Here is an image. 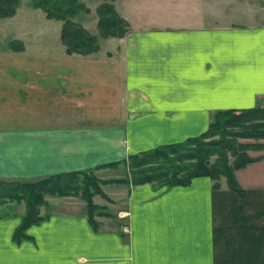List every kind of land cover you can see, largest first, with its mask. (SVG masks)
Returning <instances> with one entry per match:
<instances>
[{"label": "crops", "instance_id": "1", "mask_svg": "<svg viewBox=\"0 0 264 264\" xmlns=\"http://www.w3.org/2000/svg\"><path fill=\"white\" fill-rule=\"evenodd\" d=\"M208 16L131 28L114 58L19 59L0 77L17 85L15 117L0 120V178L88 169L196 135L215 110L258 105L264 22ZM233 176L241 192L224 176L217 187L207 175L129 185L125 232L94 230L83 210H61L15 241L20 213L0 215V264H264V156Z\"/></svg>", "mask_w": 264, "mask_h": 264}, {"label": "trees", "instance_id": "2", "mask_svg": "<svg viewBox=\"0 0 264 264\" xmlns=\"http://www.w3.org/2000/svg\"><path fill=\"white\" fill-rule=\"evenodd\" d=\"M19 2L0 0V17L13 14ZM31 3L40 7L45 16L61 20L59 37L67 54H95L99 49V37H120L128 30L125 18L117 12L111 0H102L94 8L96 32L87 30L74 19L89 11L82 0H31ZM241 138L253 140L244 141ZM260 138H264V104L219 109L212 112L207 127L196 135L130 153L126 158L100 163L93 168L121 162L127 165L129 177L120 181L156 183L154 186L165 187L188 184L191 178L198 175H207L212 187H217L219 177L224 176L228 187L241 192L233 171L264 156V153L252 155L247 151L262 148L264 142L258 141ZM228 154L232 156L231 160ZM90 169L59 171L30 180L0 178L1 198L24 201V211L12 233L13 240L27 237V226L47 215L39 214L38 205L45 195L53 194L62 196L79 192L85 201L87 220L94 230H98L92 218L96 206L90 197L99 193L100 189Z\"/></svg>", "mask_w": 264, "mask_h": 264}, {"label": "rangeland", "instance_id": "3", "mask_svg": "<svg viewBox=\"0 0 264 264\" xmlns=\"http://www.w3.org/2000/svg\"><path fill=\"white\" fill-rule=\"evenodd\" d=\"M82 1L89 11L83 12L74 19L87 30L96 32L94 8L102 0ZM111 2L117 12L125 18L128 30L142 28L149 24L176 26L184 19L189 20L188 23H193V19L199 18L200 15L204 19L206 17L209 19L210 12L215 11L218 13L219 23L230 18L234 22L239 20H247L250 23L264 22V0H111ZM60 26L61 20L45 16L40 7L32 5L31 0H20L13 14L0 17V77L11 76L19 59H27L28 55H39L38 58L41 59V56L67 54L63 51V44L59 37ZM98 43L100 50L96 53L100 56L114 58L119 55L121 48L117 44V37H99ZM67 55L80 54L68 53ZM88 55L94 54L83 56ZM9 86L10 91L3 90ZM16 86V83L5 85L0 80V120L15 117L11 112L16 113ZM263 104L264 99L258 105ZM241 139L253 140L252 138ZM258 141L264 142V138ZM247 151L252 155L261 154L264 153V146ZM228 159H232L230 154H228ZM89 172L98 180L100 189L99 193H93L90 197L91 202L96 206L92 218L97 223L98 230L125 232L127 191L129 185H136L131 184L130 181H120L124 177H129L127 165L120 162L110 166L91 167ZM149 184L153 188L165 187V185L154 186L156 183ZM38 210L39 214L61 210H83L85 212V201L79 192L75 195H45L43 202L38 205ZM23 211L24 201L22 199L0 197V215L13 212L21 215Z\"/></svg>", "mask_w": 264, "mask_h": 264}]
</instances>
